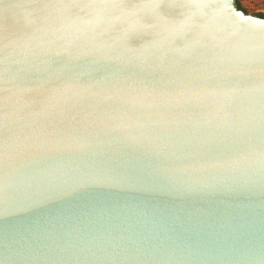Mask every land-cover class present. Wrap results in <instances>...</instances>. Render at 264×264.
Returning <instances> with one entry per match:
<instances>
[{
	"label": "water",
	"instance_id": "95a60500",
	"mask_svg": "<svg viewBox=\"0 0 264 264\" xmlns=\"http://www.w3.org/2000/svg\"><path fill=\"white\" fill-rule=\"evenodd\" d=\"M0 264H264V18L0 0Z\"/></svg>",
	"mask_w": 264,
	"mask_h": 264
},
{
	"label": "rangeland",
	"instance_id": "374dc122",
	"mask_svg": "<svg viewBox=\"0 0 264 264\" xmlns=\"http://www.w3.org/2000/svg\"><path fill=\"white\" fill-rule=\"evenodd\" d=\"M249 15L264 16V0H238Z\"/></svg>",
	"mask_w": 264,
	"mask_h": 264
},
{
	"label": "trees",
	"instance_id": "16d2710c",
	"mask_svg": "<svg viewBox=\"0 0 264 264\" xmlns=\"http://www.w3.org/2000/svg\"><path fill=\"white\" fill-rule=\"evenodd\" d=\"M237 4L240 10L244 11L246 14H248V12L246 10H244V8L241 6L240 2L237 0ZM258 17L264 18L263 15H256Z\"/></svg>",
	"mask_w": 264,
	"mask_h": 264
}]
</instances>
